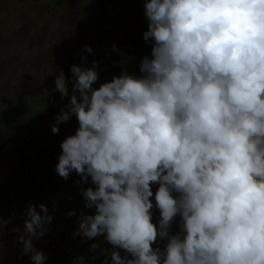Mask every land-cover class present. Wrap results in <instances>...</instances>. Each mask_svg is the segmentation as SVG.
Returning <instances> with one entry per match:
<instances>
[{"label":"clouds","instance_id":"1","mask_svg":"<svg viewBox=\"0 0 264 264\" xmlns=\"http://www.w3.org/2000/svg\"><path fill=\"white\" fill-rule=\"evenodd\" d=\"M144 15L151 53L138 73L122 59L95 87L99 62L73 65L51 128L75 116L55 171L93 185L81 191L94 214L74 235L103 236L110 264H264V0H144ZM53 91L69 97L63 70ZM39 209L29 204L19 242L46 264L33 238L53 217Z\"/></svg>","mask_w":264,"mask_h":264},{"label":"crops","instance_id":"2","mask_svg":"<svg viewBox=\"0 0 264 264\" xmlns=\"http://www.w3.org/2000/svg\"><path fill=\"white\" fill-rule=\"evenodd\" d=\"M101 1L65 0L53 8L42 0L0 3V264H33L30 254H21L23 245L19 242L28 219L26 209L7 201L5 187L25 181L23 153L37 159L43 151L51 152L48 164L55 170L62 152L61 142L78 128L73 116L59 126V134L51 130L72 94L71 67H91L93 61H98L100 79L94 86L99 87L120 74L122 59H128L129 72L138 73L140 59L151 53V44L143 39L148 29L144 0H111L113 9L94 11ZM85 46L93 51L88 53ZM60 70L64 71L69 87V97L64 99L53 91ZM59 178V193L45 194L34 205L37 211H41V203L48 207L53 217L50 224L76 248L93 251L91 245H99L101 236L89 240L74 235L81 212L94 214V209L85 208L81 191L93 186L91 180L78 184L81 177L75 172L67 180ZM72 211L76 215L69 216ZM153 219L158 221V209H153ZM17 228L21 231L17 232ZM170 231H179V218ZM166 242L158 241L154 247L163 249ZM33 244L47 254L46 264H65L63 254L50 252L46 235L33 238ZM119 251L125 255L123 250Z\"/></svg>","mask_w":264,"mask_h":264},{"label":"built area","instance_id":"3","mask_svg":"<svg viewBox=\"0 0 264 264\" xmlns=\"http://www.w3.org/2000/svg\"><path fill=\"white\" fill-rule=\"evenodd\" d=\"M65 0H46L48 7H56ZM114 4L111 0H102L94 6V11L113 9ZM51 152L43 151L37 159L29 158L25 153L22 156V170L25 181L15 186L5 187L7 201L10 203H18L24 209L29 204H35L36 200L45 194L59 193L62 182L58 174L52 169L48 161ZM45 235L50 240V252L61 253L64 256L65 264H103L104 260L110 257L107 254L113 250L112 246L107 243L105 238L101 236L99 247L95 251H82L76 248L72 242L63 236L52 224L47 225Z\"/></svg>","mask_w":264,"mask_h":264},{"label":"rangeland","instance_id":"4","mask_svg":"<svg viewBox=\"0 0 264 264\" xmlns=\"http://www.w3.org/2000/svg\"><path fill=\"white\" fill-rule=\"evenodd\" d=\"M37 2L39 0H0V3H7V2H12V3H26V2ZM44 2H46V0H42Z\"/></svg>","mask_w":264,"mask_h":264}]
</instances>
